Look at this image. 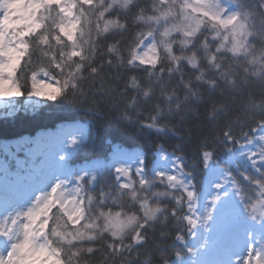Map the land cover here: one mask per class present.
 <instances>
[{
  "label": "clouds",
  "instance_id": "clouds-1",
  "mask_svg": "<svg viewBox=\"0 0 264 264\" xmlns=\"http://www.w3.org/2000/svg\"><path fill=\"white\" fill-rule=\"evenodd\" d=\"M0 11L12 19L17 11L30 14L31 9L25 3L21 7L4 0ZM76 11L82 23L74 44L62 39L60 44L51 42L45 47L38 37L32 40L30 60L18 74L25 93H31L35 74L38 82L59 87L62 95L58 100L64 103L95 112L106 105L116 121L177 135L181 134L178 125L189 115L196 119L203 115L217 125L221 118H227L217 131L216 139L221 142L229 132L237 139L231 123L241 115L256 119L259 125L264 123L259 115L264 114V99L257 101L246 95L252 85L264 90V0H252L251 8L231 13L221 0H93L91 5L78 4ZM52 16H56L55 10ZM228 19H232L231 24L220 22ZM153 45L154 66L132 60L134 50L139 54ZM74 48L83 53L82 58L69 60L68 53ZM141 72L143 76L137 75ZM211 91L222 99L205 101V93ZM146 102L154 109L150 119L141 111ZM232 105H238L240 112L228 118ZM141 114L144 121H139ZM160 117L166 118L163 123H158ZM172 118L177 124L168 123ZM127 171L124 176L116 170L114 184L97 193L86 191L95 176L87 181L77 179L79 192L61 184L55 201L67 206L78 198L79 205L73 207L82 206L81 217L69 219L58 210L51 227L44 230L20 214L16 215L20 219L6 220L0 239H11L12 244L27 242L28 248L17 249L11 260L5 255L4 264H154L150 252L141 254L138 246L142 244L133 242V236L142 225L146 237V229L163 227L169 209L160 200L174 196L171 191L153 190L156 184L166 185L158 175L144 179L142 185L136 178L140 173ZM47 194L51 195V190ZM256 201L249 204L247 214L259 224L264 221V205L253 211ZM43 203L41 200L40 206ZM32 208L39 210L36 203ZM117 213L123 221L120 228L113 223ZM109 244L113 247H107ZM41 246L48 249L47 255L36 254ZM88 246L96 249L91 255Z\"/></svg>",
  "mask_w": 264,
  "mask_h": 264
},
{
  "label": "trees",
  "instance_id": "trees-1",
  "mask_svg": "<svg viewBox=\"0 0 264 264\" xmlns=\"http://www.w3.org/2000/svg\"><path fill=\"white\" fill-rule=\"evenodd\" d=\"M221 4L231 13L242 8H251L252 0H221ZM137 75L143 76L144 73ZM21 91L23 94L17 101L20 104L19 108L9 115L0 114V146L24 139L31 143L42 133L57 132L70 125L80 130V134L64 146L62 163L66 170L75 173L87 168L83 177L85 181L93 176L96 177L86 191L97 193L108 189L116 181L114 173L117 168L130 169L133 174L139 171L144 179H154L159 173H163L176 175L182 184L193 186V190L197 193L196 207L200 202L208 175L202 159L203 152H213V165L228 172L244 197L237 222L254 224L257 229L259 253L264 254V226L253 222L243 211L244 204L264 198L258 195V187L244 180L243 177L247 175L255 181L264 182V168L261 169L259 176H256L250 169L240 167L235 170L228 167L224 161L229 150L237 148L246 138L264 128L259 127L256 119L241 115L240 120L231 123L233 134L237 139L242 133H248L246 138L236 144L228 143L225 139L222 142L216 139L218 129L225 126L224 120L227 118H221L217 125L215 121H209L203 115L199 119L189 115L178 125L177 130L181 134L177 135L167 130L157 132L139 123L128 124L116 121L115 113L106 105H102L100 112H95L89 111L84 106H74L58 99L53 102L29 95L23 89ZM246 95L258 101L264 99V90L258 85H252L246 89ZM210 99H222V97L217 96L215 91L206 92L205 101ZM141 111L148 114L149 119L154 115V109L149 102L142 106ZM201 111L203 112V109ZM239 112V106L232 105L228 118H234ZM144 114L139 116V121L146 119ZM259 115L264 118V114ZM165 119V117L158 118V123H163ZM168 123L175 125L177 120L172 118ZM253 127L258 130L250 131ZM122 155L134 158L137 162H133L130 167L122 166L119 164ZM178 165H183L182 169ZM153 190L171 191L174 198L165 197L160 200V203L169 209L167 222L155 231L145 230L148 236L146 245L138 246L142 249L141 254L150 252L154 264H162L163 260H167L168 264H193V262L203 264L209 246L203 248L193 246L192 238L185 230L186 221H177L171 216L173 210L181 217L187 213L186 192H182L179 186L172 189L160 184L154 185ZM176 198L181 199L180 205H176ZM177 235L184 236V243L176 241ZM188 249H192L196 255H189ZM177 252L180 254V259H177Z\"/></svg>",
  "mask_w": 264,
  "mask_h": 264
},
{
  "label": "rangeland",
  "instance_id": "rangeland-1",
  "mask_svg": "<svg viewBox=\"0 0 264 264\" xmlns=\"http://www.w3.org/2000/svg\"><path fill=\"white\" fill-rule=\"evenodd\" d=\"M13 3L23 7V0H12ZM29 13L17 11L16 17L8 19L7 23L11 27H22L26 22ZM19 96L0 97V114L9 115L14 113L19 107ZM28 104V103H26ZM155 130V129H153ZM157 132H164L158 131ZM80 134L79 130H74L67 126L57 132H47L38 135L31 143L27 140H20L10 144L0 146V223L11 220L17 214L22 215L32 208L37 199L47 194L56 184H63L67 188L77 187V178L84 177L87 168L80 169L77 173L68 171L63 167L64 146ZM264 128L253 133L246 138L237 148L226 153L225 164L238 170L240 167L250 169L256 176L264 168V162L260 160V152L264 150ZM252 143L248 144L247 140ZM257 153L255 157L249 159L250 153ZM253 160L256 163H253ZM133 158L122 155L119 164L130 167ZM207 178L200 202L196 207V215L201 219L205 216L207 209L211 207V200L214 196L221 197L218 201L213 222L208 225V231L204 226L195 230V237L192 238L193 246L203 248L209 246V252L205 255L203 264H218L220 260L225 264H237L247 259L245 256L249 245H255L259 253L257 231L251 223L237 222V216L241 210V201L238 199L235 189L232 187V179L224 183L230 177L228 172L222 168L215 167L212 160L206 168ZM223 184V188L217 189L216 184ZM225 193L227 196L225 197ZM232 209L236 212L235 223L231 226L233 230L249 229L252 239H246V234L241 235L239 240L230 243L225 252L223 250L222 238L229 227ZM12 240L0 239V259L11 249Z\"/></svg>",
  "mask_w": 264,
  "mask_h": 264
},
{
  "label": "snow or ice",
  "instance_id": "snow-or-ice-1",
  "mask_svg": "<svg viewBox=\"0 0 264 264\" xmlns=\"http://www.w3.org/2000/svg\"><path fill=\"white\" fill-rule=\"evenodd\" d=\"M4 0H0V5H2ZM93 0H23V3L27 4L30 7L31 12L28 14L26 22L22 27H11L8 25L7 20L8 17L5 15L3 11H0V97L6 96H20L22 95L21 87L18 81V74L20 70L24 67V63L30 60V54L32 52V40L36 37L39 38V43L45 47H47L51 42H55L60 44L62 39H66L69 43L74 44L76 40V35L79 31V25L82 23V16L77 15V7L78 4L83 3L85 5H91ZM55 10L56 16H52V12ZM82 11V10H81ZM41 12L45 13L41 15ZM224 25H228L232 23V19L220 21ZM52 35H49V33ZM155 51V46L153 45L151 48L143 51L142 53H137L135 50L132 52V60L138 61L142 65H151L154 66L157 63L156 57L152 55ZM83 53L76 50L75 48L70 50L68 53V59L73 60L75 58H82ZM59 67V65H57ZM95 71V69H93ZM32 91L28 93L29 95L46 98L50 101H55L59 96L62 95V90L59 87H53L50 84L44 82H38L36 80L35 74L32 76ZM259 127H264V123H260ZM258 129L253 127L250 131L255 132ZM248 135L247 132L242 133L239 139H232L231 133H225L224 139L227 140L228 143H236L239 144L241 140L246 138ZM261 140H264V136L260 137ZM75 143V141H73ZM248 144L252 143L251 139L247 140ZM214 153L210 151L203 152V163L204 167L207 168L213 158ZM257 153H250L249 159L255 157ZM260 155V154H259ZM261 162H264V155H260ZM255 164L256 161L253 160ZM179 168L182 169L183 165H178ZM118 174H122L124 176L128 175V171L125 168H117ZM139 174V171L137 172ZM160 180L166 181V185L169 188L175 189L177 186L180 187L182 192H186V200H187V213L184 214L183 217L179 216L178 213L173 210L171 212V216L174 217L177 221H186V231L189 236L195 237V230L201 225L204 226V230L208 231V225L210 222L214 220L215 208L220 201L221 197L219 195L214 196L211 200V207L207 209V212L203 219L200 216L196 215V200L197 193L193 190L192 185L182 184L181 181L177 178L176 175H165L163 173L158 174ZM244 180L252 183L254 186L258 187L259 192L258 195L264 197V182L255 181L247 175H244ZM231 177L225 179L224 183H227ZM140 183L145 184V180L142 176H140ZM61 186V184H56V187L51 189V195L45 194L39 197L36 201V205L39 206V210L36 211L33 208H30L27 212L23 213L24 219L28 220L31 224L37 225L41 230L47 229L51 227V219L54 214L59 210L62 214H67L69 219H72L73 216L81 217L83 215L82 206L79 205V200L70 201L69 204L62 205L59 201H55V194L57 189ZM223 184H216L215 187L219 190L223 188ZM121 187H126V185H121ZM233 189H235L238 199L243 203L244 197L240 194L241 189L239 186L233 181L232 183ZM79 186L73 189L74 192H79ZM163 195V193H161ZM227 193H225V197ZM41 200L44 201L43 205L40 206ZM176 205H180L182 203L181 199H175ZM264 205V198H261L256 201V205L252 206L253 211L257 206ZM142 208L147 209V204L142 203ZM249 208V204H244L243 211L247 213V209ZM55 209V211H53ZM47 210V211H45ZM148 212H145L147 215ZM43 216V219L41 218ZM116 219L113 221L114 225L117 228H120L123 224V221L119 220V213L116 214ZM15 219H20V216H16ZM236 220V212L232 209L230 215V224L227 230L225 231L222 244L223 250L225 252L227 246L239 240L241 235L246 234V239L251 240L252 234L249 229H240L233 230L232 225ZM39 223L37 224V222ZM253 221V220H252ZM14 222V221H13ZM254 222V221H253ZM4 223H0V232L4 230ZM257 224V223H256ZM259 225L264 226V221L259 223ZM29 225H25V228H28ZM145 226H141L139 232L133 236V242L137 244H143L147 237L144 235ZM163 235V233H162ZM176 241L180 243H184V236L177 235ZM107 247L112 248L113 245L109 244ZM123 248V245H120ZM28 248V243L25 244H12L11 249L8 252L9 260L13 259V253L17 249L26 250ZM60 251V250H56ZM88 253L91 255L96 249L94 246L87 247ZM37 255H47L48 249L45 246L39 247ZM76 255L77 253H73ZM188 254L191 256H195L196 253L192 249H188ZM247 259L241 262V264H264V254L258 253L255 245H249L247 250V254L245 256ZM180 254L177 252V259H180ZM0 264H4L3 260L0 259ZM195 264V262H193ZM218 264H225L224 261L220 260ZM233 264H237L236 261H233Z\"/></svg>",
  "mask_w": 264,
  "mask_h": 264
}]
</instances>
